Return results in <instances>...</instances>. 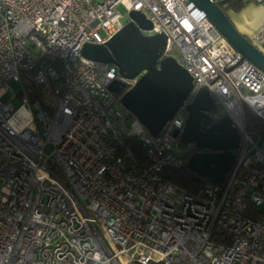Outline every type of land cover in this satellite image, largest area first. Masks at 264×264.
I'll return each mask as SVG.
<instances>
[{"label":"built area","instance_id":"1","mask_svg":"<svg viewBox=\"0 0 264 264\" xmlns=\"http://www.w3.org/2000/svg\"><path fill=\"white\" fill-rule=\"evenodd\" d=\"M118 5L239 131L221 183L164 179L183 162L185 109L152 136L109 89L133 80L82 54L123 26ZM250 41L263 51L264 25ZM244 108L264 122V72L191 0H0V264H264V133Z\"/></svg>","mask_w":264,"mask_h":264},{"label":"water","instance_id":"2","mask_svg":"<svg viewBox=\"0 0 264 264\" xmlns=\"http://www.w3.org/2000/svg\"><path fill=\"white\" fill-rule=\"evenodd\" d=\"M191 1L205 12L235 50L264 72V52L237 30L218 2ZM129 16L130 20L105 44H85L82 54L90 60L115 65L122 79L133 80L121 94L120 104L152 136L181 108L185 109L184 126L173 133L182 145L192 143L195 149L185 165L212 182L221 183L235 162L239 131L226 113L215 115L214 100L205 87L194 90L189 73L173 56H163L166 37L161 33L144 34L142 30L149 29L151 24L142 13L130 11ZM125 85L115 79L109 89L119 93ZM206 121L209 126H204Z\"/></svg>","mask_w":264,"mask_h":264},{"label":"trees","instance_id":"3","mask_svg":"<svg viewBox=\"0 0 264 264\" xmlns=\"http://www.w3.org/2000/svg\"><path fill=\"white\" fill-rule=\"evenodd\" d=\"M251 0H222L218 2L220 7L227 13L228 10H232L234 12L240 11L244 5H246ZM264 52V48H263ZM130 87V84H126L125 87L121 88L118 95L120 96L123 92H125ZM191 98H188L187 102L190 101ZM216 106L215 114L219 115L222 110L219 106ZM245 112V122L246 128L248 131H256L259 133H264V122L255 117L248 108H244ZM126 147H129L137 159L144 160L145 155L143 152V148L135 138H127L125 140ZM194 149L191 148L186 153L182 154L183 162L180 166L175 168H165L163 170V178L178 185L184 190L190 193H196L205 185L216 184L212 182L206 176H203L197 172H194L186 167L185 162L189 158V156L194 152Z\"/></svg>","mask_w":264,"mask_h":264},{"label":"crops","instance_id":"4","mask_svg":"<svg viewBox=\"0 0 264 264\" xmlns=\"http://www.w3.org/2000/svg\"><path fill=\"white\" fill-rule=\"evenodd\" d=\"M227 14L237 30L249 39L264 25V7L253 1L244 5L240 11L228 10Z\"/></svg>","mask_w":264,"mask_h":264},{"label":"rangeland","instance_id":"5","mask_svg":"<svg viewBox=\"0 0 264 264\" xmlns=\"http://www.w3.org/2000/svg\"><path fill=\"white\" fill-rule=\"evenodd\" d=\"M253 2H256V3H259L262 7H264V0H251ZM117 10L119 11V13L121 14V23L124 24L125 22L129 21L130 20V16L128 14L127 11H125V9L121 6V5H118L117 6ZM99 33L100 35L103 37V32L101 30H99ZM175 56V55H174ZM176 59H178L177 55H176ZM9 85L14 89V90H17L18 89V84L13 82V81H10L9 82ZM14 104H19L18 101H14ZM119 109L120 110H124L123 106L121 104H119ZM192 147L190 144H186V145H182L180 143V148L178 150V154H184L186 153L188 150H190Z\"/></svg>","mask_w":264,"mask_h":264},{"label":"flooded vegetation","instance_id":"6","mask_svg":"<svg viewBox=\"0 0 264 264\" xmlns=\"http://www.w3.org/2000/svg\"><path fill=\"white\" fill-rule=\"evenodd\" d=\"M215 112H216V110H215ZM215 115H217V114H215ZM218 116V115H217ZM210 125V122L209 121H206L205 123H204V126H209ZM190 145H191V147L193 148V144L192 143H189ZM194 149V148H193ZM193 151H195V149L193 150Z\"/></svg>","mask_w":264,"mask_h":264}]
</instances>
